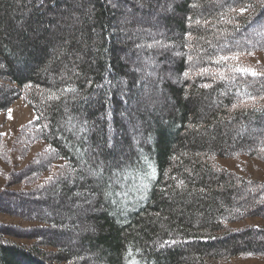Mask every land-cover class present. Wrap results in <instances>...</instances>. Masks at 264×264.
<instances>
[{
    "label": "trees",
    "instance_id": "obj_1",
    "mask_svg": "<svg viewBox=\"0 0 264 264\" xmlns=\"http://www.w3.org/2000/svg\"><path fill=\"white\" fill-rule=\"evenodd\" d=\"M263 52L264 0H0V111L37 114L0 133V214L30 223L0 220V264L264 257V225L232 227L264 180L218 162L264 163V75L237 70Z\"/></svg>",
    "mask_w": 264,
    "mask_h": 264
},
{
    "label": "rangeland",
    "instance_id": "obj_2",
    "mask_svg": "<svg viewBox=\"0 0 264 264\" xmlns=\"http://www.w3.org/2000/svg\"><path fill=\"white\" fill-rule=\"evenodd\" d=\"M255 61L264 63V52L257 55ZM11 110V111H9ZM37 114L34 109L27 104L24 98H19L15 103L7 110L0 111V133L5 135L6 140L11 143L14 136L21 129V127L34 120ZM48 147V144L44 140H39L32 144L30 152L26 157H16L17 168H21L28 164L36 155V153L44 150ZM218 162L232 170L237 172H243L247 169L252 175L260 180H264V163L258 159L241 156L238 158H219ZM0 166L6 170H10L2 160H0ZM4 182V178L0 173V188ZM0 220L3 222L20 224V225H30L29 222L24 221L21 218L0 214ZM264 225V219L254 217L247 218L239 222L232 224V227L239 228L246 225ZM223 264H264V257L255 258H232Z\"/></svg>",
    "mask_w": 264,
    "mask_h": 264
},
{
    "label": "snow or ice",
    "instance_id": "obj_3",
    "mask_svg": "<svg viewBox=\"0 0 264 264\" xmlns=\"http://www.w3.org/2000/svg\"><path fill=\"white\" fill-rule=\"evenodd\" d=\"M246 9H244V8H241L240 9V12L241 13H243L244 11H245ZM197 23H199V21H197ZM190 35V34H189ZM148 47H151V45H149ZM189 59H191V57H189ZM230 59V57H228V56H221V57H219L216 61H215V63H221L222 61H227V60H229ZM231 59H239V57L238 56H234V57H231ZM240 73H242V74H250V75H252V76H257V75H264V73H257L255 70H253L252 68H250V67H241V68H238L237 69ZM209 70L208 69H203L202 70V73H207ZM185 75H187V73H185ZM218 75V77L220 78V79H227V77L224 75V73H218L217 74ZM204 87H210V85H204ZM251 99H253V100H255V97H251ZM234 107H235V105H234ZM9 111H11V110H9ZM38 119V118H37ZM103 172V169L101 168L100 170H99V172H97V171H92L91 172V174L92 175H96V176H98V175H100L101 173ZM146 178H149V179H152V180H154L156 177H155V170L153 169V173L151 174V175H149V176H147ZM146 187V186H145Z\"/></svg>",
    "mask_w": 264,
    "mask_h": 264
}]
</instances>
